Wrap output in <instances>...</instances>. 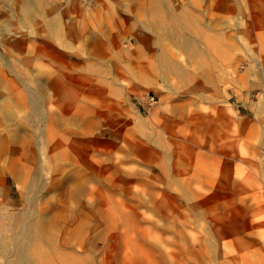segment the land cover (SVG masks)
<instances>
[{
  "label": "rangeland",
  "instance_id": "1",
  "mask_svg": "<svg viewBox=\"0 0 264 264\" xmlns=\"http://www.w3.org/2000/svg\"><path fill=\"white\" fill-rule=\"evenodd\" d=\"M163 1L177 33L150 28L154 0H0V201L24 212L43 190L23 181L44 188L70 164L48 165L44 152L70 149L78 168L95 163L97 203L111 211L98 216L100 257L109 245L113 264H264V166L250 162L264 139V0ZM166 45L200 90L165 73ZM64 87L83 96L64 103ZM146 93L153 105L139 101ZM235 164L244 176L231 174L228 189Z\"/></svg>",
  "mask_w": 264,
  "mask_h": 264
},
{
  "label": "bare ground",
  "instance_id": "2",
  "mask_svg": "<svg viewBox=\"0 0 264 264\" xmlns=\"http://www.w3.org/2000/svg\"><path fill=\"white\" fill-rule=\"evenodd\" d=\"M165 6L166 4L163 0H154V7L156 8L153 13H151L154 21L151 24L152 26L150 25V28L154 31H162L163 29H166L165 25L166 23H168V27L171 28L170 31H175L177 33L178 24H176L175 21L176 17L172 13H170L168 9L164 11V8H166ZM116 19L119 18L116 17ZM116 25L115 26L119 29V32L125 31V29H127V25L124 22ZM117 40V37L113 40L115 45L118 44ZM139 42L141 43L140 48H150V43H147L145 39L141 38ZM210 46L214 48L213 45ZM169 47L171 46L166 45L165 52H163L164 55L160 59V63L164 67L165 73L172 74L176 78V81L178 83H182L180 88L189 91L199 88V80H195L187 70L182 69L179 64L180 61L177 60L173 51H171ZM122 51V55L126 59L132 55L131 51H127L125 49ZM190 57L194 58L195 56H193L192 54V56ZM136 63L141 65V68L142 66H144L142 62ZM141 68L138 69L139 72H141ZM164 77H167V74H165ZM34 80V82H39L40 78L36 77V79ZM64 88L65 89H63L61 93H59V99L63 100L62 102L64 103H66L65 101L67 100H71V98H73L76 94H83V91L76 92L75 94V91H71L67 87ZM43 91L45 90L43 89ZM67 105H70V103H68ZM260 105H263V103L260 102ZM82 107L83 106L80 103L79 107L75 111H78ZM13 125H15V123ZM256 138L258 139L257 136ZM61 143L63 144L62 141H58L56 146H59V144ZM55 149H53L52 152H49V150L47 152H44L45 155L47 154L46 157L48 165V156H50V158L55 162L63 161V159L65 160L66 158H68V162L70 163L68 168L72 167L73 165L75 166V164L71 161L72 159L69 160V153L71 152L70 149H61L60 151H56ZM4 153L5 151L3 145L2 143H0V159L4 157ZM43 156L44 155L42 154V157ZM252 156L253 157L250 160L252 165L257 164L261 159V162L264 166V139L261 138L257 142L255 140V146L252 149ZM223 157L228 160L231 155L226 151L225 153H223ZM215 158L216 157H214V159ZM31 159L32 155L30 157V160ZM233 160L234 162H236L237 156H234ZM243 162H246V160L243 159ZM41 163V168L46 170V162L42 161ZM75 167L76 171L72 173L70 177L61 179L62 174L66 170H68V168L66 166L60 167L59 165H55L53 172V175L55 177L54 181H48L47 185H45L44 188H42L43 184L42 181L38 180V176L36 177L34 175L31 179H25V181H23V184H27L30 190H34V188H37L39 186L41 187V190H43V192L40 197L38 195V198L34 200L30 198L28 200V198L24 195V198L28 200V206L27 209L22 213H12L11 210H9L7 207L4 208L0 201V226H2L0 229V256L4 257L3 264H113L112 261L109 260L107 252V250L109 249V245L105 246L104 249L106 251V254H104L103 257H100L101 253L95 245L96 240L104 238V229L99 231L97 228V225L99 223V214L103 219H107L108 221L109 219H111V211L107 208L101 209L97 203L98 196L100 195V188L98 184L100 183L97 180L96 165L92 162L91 165H87V167H85L84 169L78 168L77 166ZM231 167L232 170L230 174L228 173V170L223 173L224 181L226 180L225 183L227 184L228 189L229 186H232V183H234L232 182L233 180H231V174H235L240 178L244 176V166L235 164ZM4 169L14 175H30L31 168L29 169L27 167H21L19 164L7 163ZM17 179L19 180L20 177H18ZM241 190L242 188L238 189V191ZM5 220L7 221L6 225L3 224ZM4 230H6L7 232H5Z\"/></svg>",
  "mask_w": 264,
  "mask_h": 264
},
{
  "label": "built area",
  "instance_id": "3",
  "mask_svg": "<svg viewBox=\"0 0 264 264\" xmlns=\"http://www.w3.org/2000/svg\"><path fill=\"white\" fill-rule=\"evenodd\" d=\"M139 101L142 102L144 105H153L155 103V98L152 94H140Z\"/></svg>",
  "mask_w": 264,
  "mask_h": 264
}]
</instances>
